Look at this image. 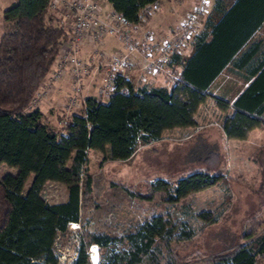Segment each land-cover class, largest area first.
Segmentation results:
<instances>
[{
  "label": "trees",
  "instance_id": "trees-1",
  "mask_svg": "<svg viewBox=\"0 0 264 264\" xmlns=\"http://www.w3.org/2000/svg\"><path fill=\"white\" fill-rule=\"evenodd\" d=\"M156 0H104L131 22L139 10ZM49 0H13L1 17L0 34V163L14 168L0 178V264H58L54 240L71 222H78L81 202L90 191L84 169L89 150L104 159L123 160L138 141L157 139L165 129L196 125L195 113L208 98V89L224 71L239 73L247 85L232 101L214 97L223 112L226 137L244 139L264 124V40L254 32L264 21V0H213L203 26L193 35L192 52L180 61L170 85L134 86L115 75L106 99L87 95L80 112H73L54 131L31 103L44 81L58 48L66 39ZM178 54L173 62L178 61ZM195 168L174 182L157 177L136 193L158 200L159 210L120 235L82 230L71 264H184L178 243L196 232L192 223L162 212L166 203L189 206L184 198L223 181L221 155L214 146L191 150ZM264 185V164H261ZM29 184L24 188L25 182ZM45 181L63 184L66 196L47 202L40 194ZM216 215L199 211L203 228ZM244 241L207 256L196 264H264V225L243 233ZM97 247L99 262L90 258Z\"/></svg>",
  "mask_w": 264,
  "mask_h": 264
},
{
  "label": "rangeland",
  "instance_id": "rangeland-1",
  "mask_svg": "<svg viewBox=\"0 0 264 264\" xmlns=\"http://www.w3.org/2000/svg\"><path fill=\"white\" fill-rule=\"evenodd\" d=\"M12 1L0 0V34L5 28L1 12ZM205 15L198 19L196 27L202 24ZM130 77L135 80L137 72H131ZM53 86L40 94L34 106L41 104L42 109L51 106L43 102L49 98ZM64 103L65 97H59L51 111L53 115L44 119L56 132L61 130L62 122L71 113L80 112L82 108L79 106L67 111ZM219 114L218 107L206 100L195 113L196 125L165 129L157 139L146 143L138 141L134 152L123 160L104 159L99 151L89 150L84 169L91 177L90 191L81 202L78 222L69 223L55 237L58 264H71L80 231L120 235L157 212L158 200H142L136 193L145 191L147 181L161 177L174 182L178 175L195 168L197 164L191 150L196 151L202 145L214 146L219 152L225 179L188 194L183 200L188 209L179 203L174 206L166 203L162 210L165 216L170 218L175 214L180 220L192 223L196 229L191 239L177 244L186 261L184 264H196L209 255L228 250L245 240V231L264 225V185L261 184L264 124L247 133L244 139L229 138L220 129ZM14 170L0 163V178ZM28 184L29 179L24 188ZM40 194L47 202H59L65 198L66 190L60 182L45 181ZM199 211L216 215L215 220L202 231L197 230L201 225L197 217ZM91 247L97 249L96 246ZM98 256L96 250L94 262H99Z\"/></svg>",
  "mask_w": 264,
  "mask_h": 264
},
{
  "label": "built area",
  "instance_id": "built-area-1",
  "mask_svg": "<svg viewBox=\"0 0 264 264\" xmlns=\"http://www.w3.org/2000/svg\"><path fill=\"white\" fill-rule=\"evenodd\" d=\"M209 3L210 0H195L184 18L164 35L155 36L150 31H141L135 37L131 32L155 11L156 1L144 5L137 14V21L131 22L111 7L105 8L101 0H49L48 9L63 13L69 19V25L66 39L60 44L39 86L41 89L36 90L31 103L34 105L46 88L67 75L71 87L64 107L67 111L82 107L80 95L89 63L79 56L80 44L84 40L95 44L105 37H114L119 46L109 53L96 50L104 71L96 86L95 97L106 99L112 93L115 75L132 82L131 72H137L136 84L147 76H160L170 85L179 71L173 56L191 38L198 19L207 12ZM94 249L91 247L90 255Z\"/></svg>",
  "mask_w": 264,
  "mask_h": 264
},
{
  "label": "crops",
  "instance_id": "crops-1",
  "mask_svg": "<svg viewBox=\"0 0 264 264\" xmlns=\"http://www.w3.org/2000/svg\"><path fill=\"white\" fill-rule=\"evenodd\" d=\"M105 8H109V5L101 0ZM195 0H156L157 8L153 13H151L144 22H142L137 30H133L131 33L133 36L138 37L141 31H150L155 36H160L166 34L170 29L176 26L186 15V13L191 9ZM229 3L231 0H225ZM213 0H210L208 10L205 17L210 13ZM56 15L62 24V27L67 31L69 25V19L61 12L56 11ZM204 17V18H205ZM203 22L199 27H195L193 35L201 29ZM193 35L191 38L183 45L178 53V61L176 62V68L179 70V62L186 58L193 49ZM252 39L254 40H264V21L261 26L254 32ZM119 46V42L114 37H105L100 42L95 44L90 43L88 40H84L80 44L79 56L89 63V72L84 77L82 91L80 98L83 100L87 95H94L96 86L99 82L101 75L103 74V66L101 61L97 56L96 50H103L107 53L113 51ZM136 58V57H135ZM91 67V68H90ZM134 86H137L135 81H132ZM147 83L154 86H167L164 80L159 76H147L146 79L139 84ZM248 81L244 80L243 77L232 70H224L211 84L208 89V98L206 100L212 101L213 105L216 106L214 102V97L222 98L226 101H232L237 94L247 85ZM70 81L66 75L62 79L56 81L51 90L50 96L43 103H49L51 106H46L48 109H42L41 104H37V108L41 111L42 120L46 117H51L55 108L54 106L58 102L59 97H66L70 92ZM217 107V106H216ZM220 111V110H219ZM222 114L218 115V118L222 120ZM197 123V122H196ZM258 127L251 128L248 133L255 131ZM221 129V126H220ZM222 131V130H221Z\"/></svg>",
  "mask_w": 264,
  "mask_h": 264
},
{
  "label": "water",
  "instance_id": "water-1",
  "mask_svg": "<svg viewBox=\"0 0 264 264\" xmlns=\"http://www.w3.org/2000/svg\"><path fill=\"white\" fill-rule=\"evenodd\" d=\"M96 254V249H94L93 250V254L92 255H90V258H92L93 259V257H94V255Z\"/></svg>",
  "mask_w": 264,
  "mask_h": 264
}]
</instances>
